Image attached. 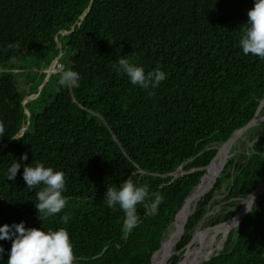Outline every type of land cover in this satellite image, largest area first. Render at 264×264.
I'll use <instances>...</instances> for the list:
<instances>
[{
    "label": "trees",
    "instance_id": "1",
    "mask_svg": "<svg viewBox=\"0 0 264 264\" xmlns=\"http://www.w3.org/2000/svg\"><path fill=\"white\" fill-rule=\"evenodd\" d=\"M253 6L254 0H0V226L64 228L76 264H150L185 198L219 154L213 145L247 124L264 99V59L245 55L239 44ZM57 43V66L23 106L44 78L30 81L22 67H13L19 59L48 56L52 62ZM121 58L145 74L159 68L166 78L155 89L133 85L113 67ZM66 70L79 73V87L58 83ZM24 107L27 131L13 139L26 125ZM16 163L20 168L9 180ZM37 163L66 178V207L44 220L36 208L43 185L30 189L23 179L24 167ZM231 168L235 173H227ZM231 176L225 198L232 201L264 180V124L249 155L231 158L198 202L176 250L189 243ZM126 180L163 196L154 216L137 205L139 222L131 234L123 229V210L105 201L107 189L118 190ZM260 199L240 222L231 248L202 264H264V195ZM11 243L0 240V264H7Z\"/></svg>",
    "mask_w": 264,
    "mask_h": 264
},
{
    "label": "clouds",
    "instance_id": "2",
    "mask_svg": "<svg viewBox=\"0 0 264 264\" xmlns=\"http://www.w3.org/2000/svg\"><path fill=\"white\" fill-rule=\"evenodd\" d=\"M247 17V27L239 41L240 47L245 55L251 54L264 59V0H254V6L247 12ZM118 65V68L116 65L113 67L127 74L133 85L143 89H155L166 78V73L159 68L145 74L142 67L130 63L126 58H121ZM79 79V73L66 70L60 75L58 83L61 86L76 88L79 87ZM152 94L150 91L149 95ZM4 133V124L0 122V137H3ZM22 159L27 160V154H24ZM19 168V163L14 164L9 169L7 179L14 180ZM23 179L30 189L43 185V188L36 192L39 201L36 208L41 220L61 213L66 207L67 198L63 195L66 178L63 172L54 171L51 167L37 163L35 167H24ZM151 195H154V199H151ZM151 195L148 185L137 186L131 180H126L118 190L108 188L105 201L109 207L115 208L119 205L123 210L125 213L123 229L131 234L139 222L137 205L142 204L147 215L157 214L163 196ZM253 206H255L254 197L251 196V202L246 204V211L253 212ZM61 219L67 223L70 217L65 214ZM0 240L12 242L7 264H76L77 261L69 233L64 228L46 232L38 228H26L24 222L4 224L0 226ZM3 252L4 249L0 246V254Z\"/></svg>",
    "mask_w": 264,
    "mask_h": 264
},
{
    "label": "rangeland",
    "instance_id": "3",
    "mask_svg": "<svg viewBox=\"0 0 264 264\" xmlns=\"http://www.w3.org/2000/svg\"><path fill=\"white\" fill-rule=\"evenodd\" d=\"M62 50V49H61ZM50 63V64H49ZM53 61L50 62V58L48 56L35 58V59H28V60H22L19 59L16 65L13 67V70L18 72L19 67H22V73L30 80H34L36 77H39L41 74L43 75V78H45L46 74L49 71L50 66L52 65ZM49 64V66H48ZM5 70L2 66H0V73ZM57 79H55L56 81ZM53 83V82H51ZM52 85V84H51ZM49 89H52V86L49 87ZM54 94V92H53ZM43 107V105H42ZM263 111L261 110L258 114V117L262 115ZM263 129V124H260L256 126L255 128L247 131L240 139H238L236 145L232 146L231 149V156H227L226 159L229 161L231 158L239 159L241 155L244 154V156H248L253 143L255 142V139L259 135V133ZM221 145H213L214 148L220 147ZM219 150V149H218ZM214 162V161H213ZM212 162V163H213ZM245 162V158L241 160V164ZM218 165L216 166V168ZM224 169V168H223ZM222 169V172H223ZM222 172L219 174L221 176ZM227 173L233 174L235 173V168H231L227 170ZM225 176V175H224ZM230 178H225L222 189L218 192H216L214 198L211 200V202L206 206L204 215L198 225L194 228L192 231L193 238L198 237V242H194L193 245L189 248L188 254H185V257H183L184 252H181L179 255L172 257L171 259L178 258L179 264H189L188 262L191 259L198 258V254H201L206 247V244L208 243V248L210 247L211 252L206 254L205 250L203 254L201 255L199 259V264H202L206 259L209 258L210 255L215 253H221L222 251H227L231 248L233 241L235 240L237 229L236 227H231L228 232H226L225 238L223 241L215 245L214 243L217 242L222 235L223 230L225 229L224 225H218L219 223L225 222L224 215H227L231 212H238L241 206H238L240 201L239 200H226L227 195V188L230 185ZM219 204V205H218ZM243 208V207H242ZM197 209V208H196ZM195 209V211H196ZM230 220V219H229ZM217 221L219 223L215 224ZM228 221V220H227ZM226 224V223H225ZM201 226V228H200ZM199 227V230L195 233V229ZM220 231V232H219ZM194 232V234H193ZM206 232V233H204ZM227 238V239H226ZM201 239H204L201 243ZM222 244V248L219 249L220 245ZM203 245L202 247H200ZM200 251V252H199ZM214 253V254H215ZM186 260L187 263L185 262Z\"/></svg>",
    "mask_w": 264,
    "mask_h": 264
},
{
    "label": "water",
    "instance_id": "4",
    "mask_svg": "<svg viewBox=\"0 0 264 264\" xmlns=\"http://www.w3.org/2000/svg\"><path fill=\"white\" fill-rule=\"evenodd\" d=\"M89 8H90V4H89V6L85 9V11L83 12L82 16L80 17V20L84 19V17L86 16V14H87L88 11H89ZM79 23H80V22H78V24H79ZM73 28H74V25L71 26V30H70L69 32H71V31L73 30ZM65 32H67V31L62 30V31H60L59 33H65ZM57 45H58V47H59V54H58V56L53 60V63H52V65L50 66L48 73L46 74L44 80L42 81V83H41V85H40V87H39V91H38V93H37V94H32V95H30V96H28V97H25V98L23 99V102H22V105H23V106H24V104H25L27 101H29V100H33V99H35V98L38 96L39 92L42 90V88L44 87L45 83L48 81V79H49L51 73L53 72L54 67L57 66V62H58V60L60 59V57H61V55H62V50H61V45H60V43H57ZM263 105H264V99L260 102L259 106L257 107V110H256V112H255V114H254V117H253V118H252L247 124H245L244 126H242V127L239 128V129L235 130V131L231 134V136L228 138V140L225 141L223 144H221L220 147H217V149H219V154H218V155H220V153H221V154L223 155L224 158L221 160V163H220V166H219L217 172H216V173L214 174V176L211 178V180L209 181V183L207 184V186H206V187L200 192V194H198V196H200V198H199L200 200H201V199H202V198L208 193V191L212 188V186L214 185L215 181H216L217 178L219 177V174L222 172V169L224 168V166H225L226 163L228 162V161H226L225 158H226L227 153H228L229 150H230V147H231V145H232V142H233L234 140H236L237 138L243 136L247 131H249V130L255 128L256 126H258V125H260V124H264V114H263L262 117H258V114H259V112L262 110ZM24 110H25V113H26V115H27L26 125H25V127H23V128L21 129L20 134L16 135L14 138H19L21 134H23L24 132L27 131V128H28V125H29V120H30V118H29L30 115H29V112L27 111V109H26L25 107H24ZM262 131H263V129H262ZM260 133H261V132H260ZM260 133H259V135H260ZM259 135L257 136L256 139H258ZM256 139H255V140H256ZM11 140H12V139H10L9 141H7L3 146H4V147L7 146V145L10 143ZM218 155H217V156H218ZM217 156H215V158H216ZM215 158H214V159H215ZM214 159H213V161H214ZM211 164H212V163H211ZM208 167H209V166H208ZM205 173H206V172H205ZM204 175H205V174H204ZM204 175H203V176H204ZM203 176H202V177H203ZM202 177L200 178L199 183H200ZM232 178H233V176H231L230 179H232ZM199 183H198V184H197V185H196V186L190 191V193L188 194V196L185 198V200H184L182 206L180 207V209L178 210L177 214L175 215V218H174L173 222L168 226V228H169L173 223L176 222L177 217H178L179 215L181 216L180 223H177L176 234H175L174 238H171V239L169 240V243L171 244V245L169 246V249H167V250H165L164 252H162V254L160 255V258L156 261L155 264H169V261L171 260L172 257L179 255L181 252H184L185 250H187V249L190 247V244H191L192 239H193V235H192L191 240L189 241V243L184 247V249H182V250H176V244L178 243V241L181 239L183 233L185 232V226H186V224H187V221H188V219L193 215V213L195 212L196 207L193 208V209H192L191 211H189L188 213H186V208H187V206L189 205L190 201L192 200V198H193L192 193H193V191L195 190V188L199 185ZM263 183H264V180H263V181H262V182H261V183H260V184H259V185H258V186H257L252 192H251V194H249L248 196L242 197L241 199H244V198H248V197L253 196V197H254V203L260 201L261 199H257V200H256L255 198H256L257 195H259V194L262 192V190H260V187L262 186ZM250 202H251V200H250ZM252 208H253V207H252ZM247 213H248V212L246 211V206H245L244 208L239 209L238 212L236 213V215H235L233 218H231V219L228 220V221H225V222L219 223V224H217L216 226H218V225H225V223H226V224H228V225L230 226V228H231V227H236V229H238V226H239L240 222L242 221V219L245 217V215H246ZM168 228L166 229V231L168 230ZM163 238H164V235H163V237H162V239H161V245H160L159 249H158L157 251H155V252L153 253L152 257H151V262H150V264H153V259H154L155 255L158 254V253L161 251ZM173 246H174V248H175V251H174V252H170V247H173ZM219 254H220V253L215 254L214 256L210 257L207 261H209L211 258L217 257ZM207 261H205V262H207ZM203 263H204V262H203ZM176 264H179V261H178Z\"/></svg>",
    "mask_w": 264,
    "mask_h": 264
},
{
    "label": "bare ground",
    "instance_id": "5",
    "mask_svg": "<svg viewBox=\"0 0 264 264\" xmlns=\"http://www.w3.org/2000/svg\"><path fill=\"white\" fill-rule=\"evenodd\" d=\"M262 111H263V113H262V115H261L260 117H262L263 114H264V105H263V107H262ZM241 137H242V136H241ZM238 139H240V137H239ZM235 145H236V144H235ZM231 149H232V147L230 148V150H229V152L227 153L226 157H227V156H231ZM223 158H224L223 155L220 153V155H218V156L214 159L213 164L210 165V166L207 168L205 175L202 177V179H201L199 185L195 188V190H194L193 193H192L193 198H192V200L190 201V203H189V205L187 206V208H188L192 203H193V207H192L189 211H191L193 208H195V207L197 206L198 202L200 201V199H199L200 196H198V194H200V192H201V191L207 186V184L209 183V181L211 180V178H212V177L214 176V174L217 172V170H218V168H219V166H220L221 160H222ZM228 158H230V157H228ZM228 158H227V159H228ZM225 159H226V158H225ZM227 159H226V161H227ZM217 165H218V167L216 168ZM260 190H262V192H261L259 195L256 196V198H255L256 200H257V199H260V197H261L262 195H264V183H263L262 186L260 187ZM215 198H216V196H215ZM250 200H251V197L244 198V199H242V200L240 201V203L238 204V206H241V207L244 208V207L246 206V204L250 203ZM218 205H219V204H218ZM187 208H186V209H187ZM189 211H188V212H189ZM188 212H186V213H188ZM180 220H181V216L179 215V216L177 217L176 222L173 223V224L168 228V230H167V238H166V240H165V243H164V241L162 242V248H161V251L156 255L155 259L153 260V264H155L156 261L160 258V255L162 254V252H164L165 250L169 249V246L171 245V244L169 243V240H170L171 238H174V236H175V234H176L177 223H180ZM200 228H201V226H200ZM198 230H199V227L195 229V233H196ZM229 230H230V226L226 224L225 229H224L223 232H222L221 238H220L217 242H215L214 244L217 245L218 243H220L221 241H223L224 238H225L226 232H228ZM219 232H220V231H219ZM204 233H206V232H204ZM193 234H194V232H193ZM198 237H199V235H198ZM198 237H195V238L192 239V242H191V244H190V247L193 245L194 242H198V241H197V240H198ZM226 239H227V238H226ZM163 240H164V238H163ZM203 240H204V239H201V243H202ZM202 246H203V245H201L200 247H202ZM190 247H189V248H190ZM189 248H188L187 250L184 251L183 257H185V254H188V250H189ZM174 251H175L174 246H173V247H170V252H174ZM209 251H210V247L208 248L206 254H208ZM199 252H200V251H199ZM214 253H215V252H214ZM214 253H213L212 255H210L209 258L212 257V256H214L215 254H217V253H215V254H214ZM209 258H208V259H209ZM199 259H200V258H199ZM208 259H206L205 261H207ZM187 261H188V260H186L185 262L187 263ZM205 261H204V262H205ZM198 262H199V261H197V260L194 258L189 264H198Z\"/></svg>",
    "mask_w": 264,
    "mask_h": 264
}]
</instances>
